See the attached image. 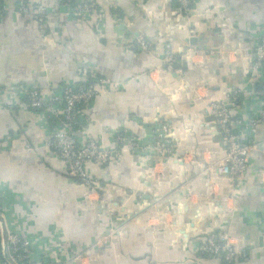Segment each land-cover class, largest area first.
I'll list each match as a JSON object with an SVG mask.
<instances>
[{"label": "crops", "instance_id": "obj_1", "mask_svg": "<svg viewBox=\"0 0 264 264\" xmlns=\"http://www.w3.org/2000/svg\"><path fill=\"white\" fill-rule=\"evenodd\" d=\"M96 1L97 10L79 18L64 0H26L30 8L45 7L40 24L5 0L0 210L8 231L31 241L38 263L83 255L82 264H223L201 253L198 239L232 229L254 250L237 264H264V123L243 178L201 174L226 154L209 103L237 90L245 114L259 109L264 70L255 64L264 0H196L189 13L174 0ZM136 37L154 48L133 50ZM167 47L181 66L166 63ZM96 77L114 85L82 108L71 132L80 143L96 140L117 153L107 164H86L99 193L111 199L91 207L50 145V122L11 89L51 94ZM164 122L174 148L166 164L153 150L134 154L116 142L120 132L150 144ZM112 227L115 233L98 246Z\"/></svg>", "mask_w": 264, "mask_h": 264}, {"label": "built area", "instance_id": "obj_2", "mask_svg": "<svg viewBox=\"0 0 264 264\" xmlns=\"http://www.w3.org/2000/svg\"><path fill=\"white\" fill-rule=\"evenodd\" d=\"M17 3V10L23 14H31L35 20L42 24L44 22L45 7L37 5L30 8L26 0H14ZM66 4L77 0H65ZM180 11L189 13L196 0H174ZM72 12L76 17L86 18L89 14L95 12L98 8L95 2L77 3L72 7ZM33 10V11H32ZM6 13V5H0V18ZM154 43L146 38H132L129 47H136L142 50H152ZM256 68L264 70V37L261 38L257 48ZM165 61L168 64L173 63L171 50L167 47ZM114 82L108 78H99L89 84L64 85L59 87L51 94H44L37 87L22 86L11 89L14 94H19L26 104L34 110L40 111L44 119L49 121L54 118L57 123L52 126L50 133V145L67 163L69 175L85 189V198L91 207H95L98 203H110V198L99 193L97 184L91 178L86 164L94 162L98 164H107L111 158L117 153V150L103 148L96 140H88L80 143L72 134V127L77 123L79 112L82 108L90 104L100 91H109ZM240 91H233L230 96L223 102L212 101L209 103L211 114L215 117L216 123L223 134L226 142V154L217 159V161L209 166V169L202 168L201 174H210V177L220 176L234 181L237 178H243L248 169L249 154L256 148L254 137L259 126L264 123V95L257 98L259 109L255 114L244 113L242 107L236 103L240 100ZM261 102V105H260ZM231 105L238 108L232 110ZM243 111V112H242ZM240 126L241 131L235 127ZM170 130V124L167 122L158 124L154 127L155 137L150 144H143L140 141L126 137L118 132L116 134V142L119 146L127 148L132 153L146 152L153 150L158 154L159 163H167L168 159L174 155L172 142L167 139ZM33 149L32 146H29ZM189 165H200L191 161ZM191 167V166H190ZM263 171L260 172V175ZM261 177V176H260ZM0 218L4 220L2 211L0 210ZM5 222V220H4ZM115 233L112 227L108 235L102 237L98 246L105 245L110 235ZM0 240L1 251L0 256L5 258L0 264H12L5 257L4 241H3V225L0 223ZM8 247L12 260L16 264H45L38 263L32 256V243L18 233L8 231ZM198 250L207 258H220L225 264H237L240 261L248 260L252 257V252L247 250L245 236L238 231L228 229L219 230L215 233H208L198 239ZM83 255L58 260L51 264H82Z\"/></svg>", "mask_w": 264, "mask_h": 264}, {"label": "trees", "instance_id": "obj_3", "mask_svg": "<svg viewBox=\"0 0 264 264\" xmlns=\"http://www.w3.org/2000/svg\"><path fill=\"white\" fill-rule=\"evenodd\" d=\"M64 2H65V4H66V1L64 0ZM82 2H86V3H91V2H95L97 5H98V3H97V1L96 0H84V1H81V0H77V1H74V2H72L71 3V6L72 7H75L76 6V4L77 3H82ZM0 5L1 6H5L6 4H5V0H0ZM99 6V5H98ZM115 12V11H114ZM147 40H148V38H146ZM133 50H138L136 47H131ZM180 55H173V61H176V64H178V65H176V67H178V66H181L179 63H177V62H180ZM182 67H183V65H182ZM185 68V67H184ZM99 78H103V77H96V78H93V79H90L91 81H89V82H83V83H78V84H75V85H79V84H89V83H91V82H93V81H95V79L97 80V79H99ZM49 122H50V125L51 126H56L57 125V123L54 121V118H52V119H50L49 120ZM76 125V124H75ZM75 125L72 127V129L75 127ZM0 251H1V240H0ZM0 258H1V260H4L5 261V258L3 257V256H0ZM223 264H225L224 262H223Z\"/></svg>", "mask_w": 264, "mask_h": 264}, {"label": "water", "instance_id": "obj_4", "mask_svg": "<svg viewBox=\"0 0 264 264\" xmlns=\"http://www.w3.org/2000/svg\"><path fill=\"white\" fill-rule=\"evenodd\" d=\"M215 119V117H213ZM0 223L3 225V241H4V249H5V257L6 259L12 263V264H16L11 256H10V252H9V247H8V229L6 227V224L4 222L3 219L0 218ZM220 229H217L216 232H218Z\"/></svg>", "mask_w": 264, "mask_h": 264}]
</instances>
